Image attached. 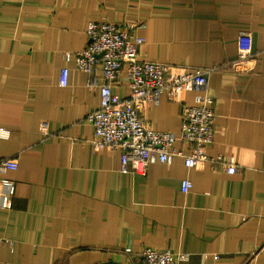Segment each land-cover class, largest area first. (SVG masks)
Here are the masks:
<instances>
[{
	"label": "crops",
	"instance_id": "0c3cea01",
	"mask_svg": "<svg viewBox=\"0 0 264 264\" xmlns=\"http://www.w3.org/2000/svg\"><path fill=\"white\" fill-rule=\"evenodd\" d=\"M103 19L146 24L140 60L211 69L207 151L224 161L188 167L176 156L123 172L120 149L94 147L87 116L99 93L65 56L85 46L89 21ZM244 32L257 58L234 70ZM113 91L125 96L127 86ZM194 96L163 93L143 118L180 134ZM0 127L10 131L0 154L19 161L7 174L13 205L0 207V264H141L147 245L188 253L180 264H264V0H0Z\"/></svg>",
	"mask_w": 264,
	"mask_h": 264
},
{
	"label": "built area",
	"instance_id": "2783aa9c",
	"mask_svg": "<svg viewBox=\"0 0 264 264\" xmlns=\"http://www.w3.org/2000/svg\"><path fill=\"white\" fill-rule=\"evenodd\" d=\"M145 27L144 22L91 20L86 30L85 46L65 56L67 60L75 59L77 68L87 74L86 85L99 93L98 106L87 116L94 126V147L98 150L105 147L120 149L123 172L145 173L149 164L157 161L170 164L176 156H182L188 167L205 161H224L222 154L211 155L207 151V145L214 139L216 119L215 98L209 92L211 69L140 60L139 48L146 37L139 31ZM256 58L251 33H242L238 39V56L231 61V68L251 69ZM69 72L68 67L62 68V86L69 83ZM115 82L125 83V96L113 91ZM186 91L195 92V96L193 103L182 106L180 134L158 130L145 121L146 108L158 103L163 93L172 101H182ZM9 134L8 128L0 127V137ZM177 141L189 143V153L177 148ZM226 163V170L234 173L237 169L234 159ZM18 166L16 157L0 154L2 208L10 209L13 205L16 183L7 174ZM191 186L190 179L182 181L184 193ZM141 257V264H180L188 260L189 254L147 245Z\"/></svg>",
	"mask_w": 264,
	"mask_h": 264
},
{
	"label": "water",
	"instance_id": "95a60500",
	"mask_svg": "<svg viewBox=\"0 0 264 264\" xmlns=\"http://www.w3.org/2000/svg\"><path fill=\"white\" fill-rule=\"evenodd\" d=\"M95 264H125V263L120 262V261L110 260V261L98 262V263H95Z\"/></svg>",
	"mask_w": 264,
	"mask_h": 264
}]
</instances>
